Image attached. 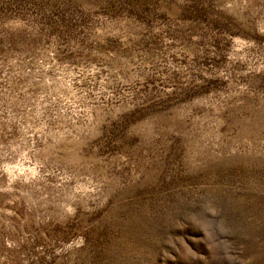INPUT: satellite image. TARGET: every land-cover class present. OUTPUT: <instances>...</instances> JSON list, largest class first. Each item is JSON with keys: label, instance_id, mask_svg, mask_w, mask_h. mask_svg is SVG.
<instances>
[{"label": "rangeland", "instance_id": "rangeland-1", "mask_svg": "<svg viewBox=\"0 0 264 264\" xmlns=\"http://www.w3.org/2000/svg\"><path fill=\"white\" fill-rule=\"evenodd\" d=\"M0 264H264V0H0Z\"/></svg>", "mask_w": 264, "mask_h": 264}]
</instances>
